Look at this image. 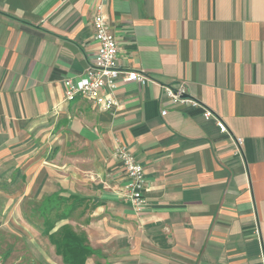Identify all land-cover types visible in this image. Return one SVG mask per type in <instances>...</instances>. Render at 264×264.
<instances>
[{"label":"crops","instance_id":"obj_1","mask_svg":"<svg viewBox=\"0 0 264 264\" xmlns=\"http://www.w3.org/2000/svg\"><path fill=\"white\" fill-rule=\"evenodd\" d=\"M99 4L120 70L149 80L119 81L109 112L64 100L95 57ZM117 146L143 168L140 213ZM56 195L88 199L51 231L78 227L85 264H264V0H0V231Z\"/></svg>","mask_w":264,"mask_h":264},{"label":"built area","instance_id":"obj_2","mask_svg":"<svg viewBox=\"0 0 264 264\" xmlns=\"http://www.w3.org/2000/svg\"><path fill=\"white\" fill-rule=\"evenodd\" d=\"M95 14L92 19L94 30V40L97 44V51L92 60L89 69L82 78H67L63 81L64 100L72 102L82 98L91 103V105L100 112H109L118 105L116 99V90L119 81L136 82L144 85L149 82L148 78L135 71L120 70L118 65V47L117 41L107 23L102 12V6H95ZM165 96L173 103L191 105L201 109L204 120L213 119L222 134L227 133V129L208 108L203 107L197 101L191 100L185 96L182 86L174 88L172 86L163 87ZM164 115V112L162 113ZM236 146L241 145V140L235 141ZM237 153L238 149H237ZM114 154L125 175L126 183L122 190V197L130 204L135 213L144 210L146 203L143 192L146 188V180L143 174V168L135 159L134 155L124 146H117ZM254 234L258 237L259 230Z\"/></svg>","mask_w":264,"mask_h":264},{"label":"trees","instance_id":"obj_3","mask_svg":"<svg viewBox=\"0 0 264 264\" xmlns=\"http://www.w3.org/2000/svg\"><path fill=\"white\" fill-rule=\"evenodd\" d=\"M86 201L88 199L77 196L59 197L56 195L46 198L38 207V213L42 219L41 234L48 238L56 255L61 257L64 264H85L86 260L95 254L88 246L85 235L76 233L71 226L62 225L55 232H51L58 221L67 219L72 211L83 207ZM52 212L57 213L51 219Z\"/></svg>","mask_w":264,"mask_h":264},{"label":"rangeland","instance_id":"obj_4","mask_svg":"<svg viewBox=\"0 0 264 264\" xmlns=\"http://www.w3.org/2000/svg\"><path fill=\"white\" fill-rule=\"evenodd\" d=\"M37 206L23 204L25 218L19 222V235L10 233L7 227L0 231V264H54L53 259L57 261L48 238L41 235L42 219L36 213Z\"/></svg>","mask_w":264,"mask_h":264}]
</instances>
